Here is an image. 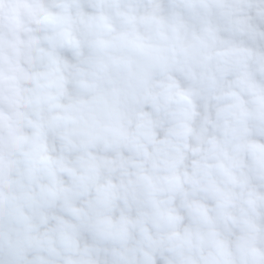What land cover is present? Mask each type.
<instances>
[{"label":"clouds","instance_id":"1","mask_svg":"<svg viewBox=\"0 0 264 264\" xmlns=\"http://www.w3.org/2000/svg\"><path fill=\"white\" fill-rule=\"evenodd\" d=\"M0 264H264V0H0Z\"/></svg>","mask_w":264,"mask_h":264}]
</instances>
